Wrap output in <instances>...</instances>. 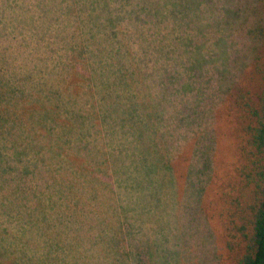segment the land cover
Wrapping results in <instances>:
<instances>
[{
    "label": "trees",
    "instance_id": "trees-1",
    "mask_svg": "<svg viewBox=\"0 0 264 264\" xmlns=\"http://www.w3.org/2000/svg\"><path fill=\"white\" fill-rule=\"evenodd\" d=\"M18 1L0 0V264H189L185 227L203 213L212 146L211 130L179 143V127L207 109L177 66L192 82L204 58L226 60L238 8L215 19V50L199 55L205 34L185 33L183 0H48V15ZM239 6L252 61L243 72L242 57L236 79L253 88L225 91L251 187L234 264H264V0ZM216 71L235 75L227 62Z\"/></svg>",
    "mask_w": 264,
    "mask_h": 264
},
{
    "label": "rangeland",
    "instance_id": "rangeland-1",
    "mask_svg": "<svg viewBox=\"0 0 264 264\" xmlns=\"http://www.w3.org/2000/svg\"><path fill=\"white\" fill-rule=\"evenodd\" d=\"M242 1L244 0L180 1V4L184 6V9L181 10L183 14L186 12L187 21L189 20L190 22L185 33H193L194 37L198 38L200 36L197 30L200 28L201 32L205 34L203 38L201 37V42L206 41L205 47L198 52L199 55L201 52L215 50L213 47L209 49L208 46L220 36L219 30L212 27L215 19L222 21L226 16L227 9L238 8L236 11L237 16L232 21L226 20L225 22V25L226 23L230 24V27L226 26L227 33L224 36L223 52L227 57L226 60L222 58V52L216 53L213 59L208 62L204 58L200 66L194 69V76L192 77L194 80L192 82L186 78L188 72L177 66V69L182 73L184 81H188L192 87L195 84L199 85L201 90H204L198 92L200 93V99L199 101L195 99V101L199 104L200 109H207L204 117L199 115V112L192 115L194 125L187 128L179 127V143L185 140V131L189 134L191 131L208 133L211 130L209 143L212 146L210 167L207 170H204L203 167L200 169L202 172L201 178L204 179L200 182L203 185L201 194L203 213L198 211L195 221L190 222L185 227L188 238L186 245L188 253L185 255L186 259L189 260V264L195 262L196 264H234L236 255L239 252L234 229L247 215L251 187L242 178V173L247 165L245 152L246 134L242 129V122L234 114V108L231 105L232 97L226 93L227 89L234 86L241 89L253 88L252 85L245 84L248 83L244 79L245 73H242V76L240 75L241 78L236 79L242 57L244 56L245 59L243 58V60L247 61L243 72L249 70L248 62L252 61L248 50L250 40L244 35L246 30L245 23L241 21L242 19L239 20L244 18L243 9L239 6ZM37 2L39 3L40 11H45V15L50 14L48 7H50L51 3L48 0L18 1L19 4H22L20 5L21 9L28 7L29 11L35 8ZM245 13L251 23L252 21L255 23L260 16L257 8L252 5L245 7ZM236 21L239 22L234 26ZM250 50H252V42ZM226 62L235 70V75H225L222 78L216 68L224 66ZM170 68L173 69L171 66ZM239 80L241 81L240 83ZM219 83L223 84L219 85ZM187 99L185 100H192L190 96ZM177 100L179 103L182 98ZM171 109V106H169L168 111L170 112ZM184 114L186 115L185 117H190L191 111L187 110ZM171 122L172 120H169V123ZM202 143H204V140ZM182 153V157L186 158L188 156L185 146ZM183 215L185 218H188V216L190 218L188 214L183 213ZM231 230L234 236L232 238V249L229 250L227 242L229 233L232 234Z\"/></svg>",
    "mask_w": 264,
    "mask_h": 264
}]
</instances>
